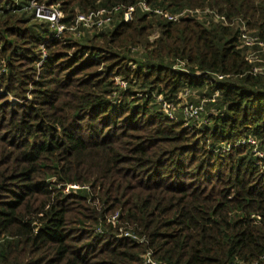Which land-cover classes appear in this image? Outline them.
Returning a JSON list of instances; mask_svg holds the SVG:
<instances>
[{"label": "trees", "instance_id": "1", "mask_svg": "<svg viewBox=\"0 0 264 264\" xmlns=\"http://www.w3.org/2000/svg\"><path fill=\"white\" fill-rule=\"evenodd\" d=\"M31 3L0 0V264H264V75L235 23L264 39V0H35L68 28L121 7L84 42ZM186 9L230 26L156 12ZM185 87L215 111L199 128L164 112Z\"/></svg>", "mask_w": 264, "mask_h": 264}, {"label": "built area", "instance_id": "2", "mask_svg": "<svg viewBox=\"0 0 264 264\" xmlns=\"http://www.w3.org/2000/svg\"><path fill=\"white\" fill-rule=\"evenodd\" d=\"M141 8L144 11H149V8L141 3ZM31 8H36V17L39 20H48L47 22L53 23V27L55 29L56 35H62L65 31H72L74 34L78 30V27L80 24H82L86 30H102L109 26H111L114 15L120 12L121 7H115L112 9H100L97 11H92L88 14H80L78 15L75 26H71L70 28L66 27V25L62 22L63 14L61 11L54 9V7H44V6H36L35 0H32ZM134 11L133 7H130L127 9L126 15L124 19L127 21L131 19L132 12ZM158 14L164 15L165 18H167L169 21L175 22L178 20H181L183 18H197L201 21H205L206 24H209L210 22L214 23H221L225 26H230L229 20L221 15H218L216 12L212 11L211 9H186L183 10L181 13L178 14H169L164 13L160 10L156 11ZM130 15L127 17V15ZM235 23L238 25L239 30V39L238 44L239 47L243 50L246 49V60L250 63V65L253 66V71L255 74H263L264 75V39H262L259 36H256L250 28L244 24L240 20H236ZM249 31L251 33L249 34ZM159 33H156L154 37H152V41L158 36ZM79 36V35H78ZM174 105L164 102L163 108L166 113L169 111L170 107H173ZM187 106V105H186ZM187 114H190L192 117H196L194 115L198 114L197 109L193 110L192 106L186 107ZM171 118H173V115H168ZM169 117V118H170ZM176 117H174L175 119ZM172 119V120H174ZM252 144H255L254 141H251ZM129 233H125V236H128ZM144 264H162L156 260H154V257L152 256L151 252H148L144 255ZM245 264V263H240ZM252 264H258V262H254Z\"/></svg>", "mask_w": 264, "mask_h": 264}, {"label": "rangeland", "instance_id": "3", "mask_svg": "<svg viewBox=\"0 0 264 264\" xmlns=\"http://www.w3.org/2000/svg\"><path fill=\"white\" fill-rule=\"evenodd\" d=\"M54 9H57V10H59L60 11V9H58V8H56V7H54ZM144 11V10H143ZM126 12H127V10H126ZM126 12L124 13V17H125V15H126ZM130 15L128 14L127 15V17H129ZM131 18H132V15H131ZM128 20H130L129 18H127ZM118 19H114V21H117ZM127 20V21H128ZM45 21H48V20H45ZM40 22H43V21H40ZM49 25L51 26V27H53V23H49ZM114 27V26H113ZM113 27H111L110 29H113ZM251 30V29H250ZM153 31L154 30H152L151 29V31H150V35L151 36H148L149 37V39H148V42H151L150 40H152V37H154L155 35H156V33H159V31H155L154 33H153ZM252 31V30H251ZM251 31H249V34L251 33ZM253 33H254V31H252ZM73 32L72 31H65L63 34H62V37H64V38H71L73 41H78V42H84L83 40H82V38H78V37H76L74 34H72ZM153 33V34H152ZM104 34H106L105 32H104ZM86 36H88V37H90V38H88L87 40H85V42H88L90 39H93L94 38V35L93 34H88V35H86ZM100 39V38H99ZM137 41H140L139 39L137 40ZM141 41L143 42H139L137 45H135L133 48V50L132 51H128V54H130L131 56H133L134 58L136 57H141V55H143L145 52H146V50H145V47L143 46V45H145L146 44V42L144 41V39H141ZM100 44L102 45V41H100ZM129 47H131V46H129ZM129 47H125V50H129ZM75 50V48H73L72 49V51L71 52H73ZM42 53L44 54L45 53V50H43L42 51ZM2 66H4V64H2ZM175 67L176 68H180V69H182V71H185V70H187L186 69V67L184 66V64H176L175 65ZM2 68V67H1ZM3 69V68H2ZM0 75H1V71H0ZM121 83V82H120ZM160 99H161V97H160ZM11 100H15L14 98H11ZM179 100H181V103L180 104H178V105H176V106H173V107H170V109H169V111L166 113L165 111H167V110H165L164 112H165V114L166 115H173V118H171L170 116V119H174V117H176L177 118V114H179L180 112H182V114H184L185 116H187L188 118H192L191 120H192V122H196L197 123V127L199 128L200 126H201V124L203 123V122H205V119H206V116L208 115V114H215V111H208L207 110V107L208 106H206V102L203 100V97L199 94V92L197 91V90H195V89H193V88H187V87H185V88H183L182 89V93H180V96H179ZM19 101V100H18ZM187 105V106H186ZM189 106H192L193 107V110L194 109H197V111H198V114L197 115H194V116H196V117H192L190 114H187L188 112H187V108L186 107H189ZM164 109V108H163ZM187 112V113H186ZM191 122V123H192ZM243 142V141H242ZM224 151H226V150H224ZM255 155L256 156H258V157H260V158H264V152H261V151H257V152H255ZM66 191H68V189L66 190ZM93 206V205H92ZM94 207V206H93Z\"/></svg>", "mask_w": 264, "mask_h": 264}]
</instances>
